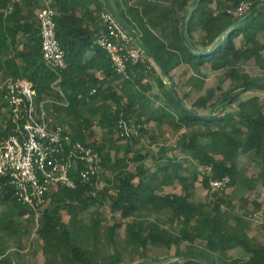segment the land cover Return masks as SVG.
I'll list each match as a JSON object with an SVG mask.
<instances>
[{
    "label": "trees",
    "instance_id": "16d2710c",
    "mask_svg": "<svg viewBox=\"0 0 264 264\" xmlns=\"http://www.w3.org/2000/svg\"><path fill=\"white\" fill-rule=\"evenodd\" d=\"M119 1L120 9L112 3L157 64L145 55L129 61L126 74L117 72L108 52L96 42L105 28L101 0H51L65 54L61 85L70 105L51 109L50 119L100 152L106 174L98 187L72 170L76 186L52 191L38 222L11 185L0 186V264H132L164 259L161 264H264V240L250 233L252 217L261 210L264 216V205L253 201L254 208L244 207L239 214L225 192L237 184L247 193L264 186V101L252 94L220 104L241 88L255 86L252 91L264 92V74L252 75L245 69L253 61L264 71V0H201L189 10L196 0ZM241 1L249 2L250 9L238 15ZM38 7L39 0H0V73L30 80L41 98L53 94L56 76L43 61L38 18L29 16ZM186 12L185 32L198 52L181 33ZM222 34V43L214 49ZM181 66L179 82L184 79L189 88L182 92L173 73ZM206 66L221 71L219 86L205 89ZM227 80L230 86L223 90ZM172 85L180 101L171 93ZM217 90L223 92L218 95ZM193 92L198 94L194 99ZM121 116L141 124L138 136H119ZM152 121L179 134L175 148L181 156H169L164 144L158 155L136 148L143 136L150 135ZM97 124L110 136L107 143L97 139ZM12 131L7 118L0 141ZM119 141H127L122 153ZM244 155L252 156L255 170L250 176L239 165ZM224 176L231 179L228 186L212 190L210 180ZM190 179L204 187L207 202L191 201ZM175 181L182 191L165 192L164 187ZM106 204L125 220V236L118 223L102 228L101 207ZM237 247L246 255L230 254ZM173 249L182 262L169 257Z\"/></svg>",
    "mask_w": 264,
    "mask_h": 264
},
{
    "label": "built area",
    "instance_id": "2783aa9c",
    "mask_svg": "<svg viewBox=\"0 0 264 264\" xmlns=\"http://www.w3.org/2000/svg\"><path fill=\"white\" fill-rule=\"evenodd\" d=\"M39 1L42 57L56 76L51 83L53 94L40 98L33 83L25 78L5 76L0 81V102L13 125V131L0 141V186L11 185L18 200L32 209L37 222L52 191L76 186L72 170L81 180L96 185L103 183L106 174L100 152L74 139L64 124L50 119L51 109L68 107L70 99L61 85L65 54L56 33V11L51 0ZM249 9L250 3L241 1L235 13L242 15ZM100 19L105 28L96 35V42L108 52L116 71L126 74L127 63L143 59L145 54L108 9L100 12ZM95 91L93 88L92 93ZM140 128L135 119L119 118L121 137H136ZM230 181L229 176L212 178L210 186L220 190Z\"/></svg>",
    "mask_w": 264,
    "mask_h": 264
},
{
    "label": "rangeland",
    "instance_id": "374dc122",
    "mask_svg": "<svg viewBox=\"0 0 264 264\" xmlns=\"http://www.w3.org/2000/svg\"><path fill=\"white\" fill-rule=\"evenodd\" d=\"M20 1L23 2V0H20ZM112 1L120 9V1L119 0H112ZM38 9H39V7L34 11H31V12L29 11L30 18L37 17ZM130 20H131V24L133 25L134 24L133 20L132 19H130ZM136 21L137 20H135V22ZM262 38L264 39V35H262ZM183 68L184 67L181 66V67H179L173 71L175 81L179 82V75H181ZM155 69L160 74L159 67L155 66ZM245 69L247 70V72H249L252 75L264 74V71L257 68L254 65L253 61H251L245 67ZM202 70H203V75L207 78L205 89L208 87L219 86V79H220L219 74L221 71H214V70L210 69L208 66L203 67ZM4 79H5V75L0 73V81L3 82ZM183 81H184V79H182L181 83L179 82V87H180L181 92H182V90H188L189 89L188 87L184 86ZM165 82L168 83L169 81L167 79H165ZM229 86H230L229 80L225 81L222 84L223 90H226ZM155 91H157V86H155ZM222 92H223L222 90H217L218 95H220ZM252 94L260 96L262 98V100L264 101V92H262V91L249 90L240 96H249ZM197 95L198 94L196 92H193L191 97L194 99ZM6 116H8L7 112H6ZM96 121H97V118H96ZM0 122H1V116H0ZM150 126H151L150 135L143 136L140 143L138 145H136V148H142L143 151L151 150L150 155H152V153H155L156 155H158L159 154L158 153L159 147L164 144L167 148H169V153H168L169 156H181V153L179 152V150H177L175 148L176 140H177V138H179L178 133H175L172 130V128L170 126H168L167 124H164L160 128V127L156 126L155 122L152 121L150 123ZM95 131H96V137H97V139H99V141L107 143L108 140H110V136L105 132V130L99 124L95 125ZM126 143H127V141H121V142L119 141L116 144L119 152L122 153L124 151ZM112 152L114 153V151H112ZM251 157H252L251 155L242 156V158L240 160V164H239L240 168L244 170V173L247 176L252 175L253 171L255 170L253 168L254 164L252 163ZM146 163L150 166H153V162L151 160H147ZM107 175L108 176L111 175L110 171L109 172L107 171ZM103 183H104V181H103ZM103 183L102 184L99 183L97 186L101 187L103 185ZM187 183L189 184V186L192 183L194 184L193 187H191L192 188L191 201H195L197 203L208 201L209 196L206 193L204 187L200 184V182L195 183L192 181V179H190ZM185 188H186V186H185ZM164 189H165V192H172L174 190L182 191L181 184L178 181H175L174 184L166 186ZM225 192L227 193L229 198L232 199V201L236 207V212L239 214H242L245 211L244 207H248L249 210L254 208L253 201H256V202L264 205V186L262 184H260L257 187V189L252 193H249V192L244 193L243 192V194H241V192H239L238 189H233L232 187H227ZM101 211H102L103 216L105 218V220L102 223V228L104 229L109 224H112L114 222L118 223L121 227V229H120L121 233L123 234V236H125V234H126V232H124L125 220L120 216V214L117 213V214L113 215L111 213L109 204H106L103 207H101ZM252 219H253V223H252V227L250 229L251 235L259 234V238L264 240V227L262 226V222L264 220L263 211L261 210V211L254 213ZM166 224L169 225L167 222H166ZM32 236L35 237V234H32ZM123 236L121 237V239L123 238ZM230 254H232L235 257H240V256L246 255L245 251L240 247L231 249ZM169 257H171V258L174 257V259L179 260V262H182L184 260L183 257H181V258L175 257L174 249L171 251V255ZM37 258H38V260L41 259V257H37Z\"/></svg>",
    "mask_w": 264,
    "mask_h": 264
},
{
    "label": "water",
    "instance_id": "95a60500",
    "mask_svg": "<svg viewBox=\"0 0 264 264\" xmlns=\"http://www.w3.org/2000/svg\"><path fill=\"white\" fill-rule=\"evenodd\" d=\"M101 2L103 3V5L106 7V9H108L112 15L115 17V19L124 27V29L129 33V35L131 36V38L135 41V43L140 47V49L144 52V54L146 56H148L155 64H157V59L155 58V56L146 48V46L143 44V42L141 41V39L138 37V35L136 34V32L126 23V21L123 19V17L121 16V14L119 13V11L115 8L114 4L112 3L111 0H101ZM201 2V0H196L194 3H192L189 9H194L196 8L199 3ZM256 9V8H255ZM254 9V10H255ZM187 16V12L184 15V20L182 22V26H181V33L182 36L185 40V42L188 44V46L196 51L197 48L189 41V39L187 38L186 32H185V18ZM223 41V34L220 36L219 42L217 43V45L214 47V49H216ZM168 78V77H167ZM165 78V79H167ZM170 83L172 84V81H170ZM256 87H249V88H241L238 89L237 91L231 93L230 95H228L226 98H224L223 100L220 101V104L223 102L229 103L232 100H234L235 98L239 97L240 95L246 93L249 90L255 89ZM171 93L173 94L174 98L177 101H180V97L175 89V87L172 85L170 87ZM184 107L186 109H188L189 111H191L192 113L198 114L195 111H193L190 107L184 105ZM211 113V112H210ZM209 113V114H210ZM167 260H142V261H138L132 264H161L166 262Z\"/></svg>",
    "mask_w": 264,
    "mask_h": 264
},
{
    "label": "crops",
    "instance_id": "0c3cea01",
    "mask_svg": "<svg viewBox=\"0 0 264 264\" xmlns=\"http://www.w3.org/2000/svg\"><path fill=\"white\" fill-rule=\"evenodd\" d=\"M6 112L8 113L7 108L3 104H1V102H0V116H1L0 128L2 127L3 122L8 118V116H6ZM232 188L233 189H238L239 192H241V194H243V192L245 193V191L243 189V186H241L240 184H237L236 186H233Z\"/></svg>",
    "mask_w": 264,
    "mask_h": 264
}]
</instances>
